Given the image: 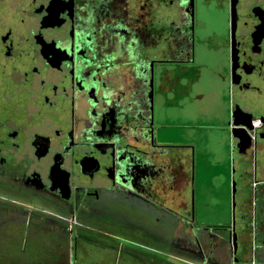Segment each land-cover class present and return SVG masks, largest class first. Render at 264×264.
<instances>
[{
    "label": "flooded vegetation",
    "instance_id": "flooded-vegetation-1",
    "mask_svg": "<svg viewBox=\"0 0 264 264\" xmlns=\"http://www.w3.org/2000/svg\"><path fill=\"white\" fill-rule=\"evenodd\" d=\"M209 11L222 16L224 32L202 39ZM203 69L225 84L221 127L232 152L256 164L264 155V0H0L3 264L44 238L56 253L66 240L122 250L115 241L124 229L203 259L225 256L231 224L198 229L184 209L195 150L179 130L186 125L169 123ZM234 111H263L250 140L232 126L247 120ZM232 135L242 137V154ZM248 191L239 224L252 227L256 246L249 263L231 258L264 264V180ZM186 224L197 228L194 242Z\"/></svg>",
    "mask_w": 264,
    "mask_h": 264
},
{
    "label": "rangeland",
    "instance_id": "rangeland-1",
    "mask_svg": "<svg viewBox=\"0 0 264 264\" xmlns=\"http://www.w3.org/2000/svg\"><path fill=\"white\" fill-rule=\"evenodd\" d=\"M205 19H207L204 24L205 29L200 37L203 39L214 30L216 37H220L224 32L222 16L209 11ZM9 25L15 26V23L11 21ZM211 54L213 56H210ZM210 55L211 61L215 60L216 55L214 56L211 52ZM225 92V84L218 83L210 71L203 69L198 82L190 87L187 96L183 98L180 104L182 110L179 111L177 108L170 111L169 123L186 125L179 130L195 150V176L192 171L190 172L192 177H195V182H188L182 195L184 209H193L195 213L194 227L205 229L209 226L231 224L236 236L237 249L233 258H240L244 254L249 263L252 259V248L256 246L252 239L254 232L252 227L245 228L239 224V216L243 202L253 200L254 191L252 194L248 191L251 181L264 180V155L258 154L256 164L255 160L248 156L241 159L232 152L231 139L225 128L215 127L224 125L227 120V111H224L223 104ZM163 107L164 98L160 97L157 101V111L160 115ZM251 112L254 118L263 114V111ZM232 183L235 184V191H233ZM193 202L197 203V210H194ZM205 203L211 206H204ZM233 220H235L234 224ZM196 229H193V234L197 235ZM250 230L251 235L246 234ZM123 232L121 235L124 240L115 241V245L122 244V250L112 251L109 248H103L100 244L86 242L72 244L71 241L66 240L60 242L58 253L61 257L58 259L64 264H185L186 259L196 258L193 251L180 250L156 237L149 238L144 235L142 229L135 230V234L128 229H124ZM57 246L54 243H48L45 238L38 242L29 240L23 244L26 252L24 259L20 261L12 259L11 262L12 264L15 262L40 264L42 258L43 260L52 258L51 254L48 257L44 255L45 249L57 255Z\"/></svg>",
    "mask_w": 264,
    "mask_h": 264
},
{
    "label": "crops",
    "instance_id": "crops-1",
    "mask_svg": "<svg viewBox=\"0 0 264 264\" xmlns=\"http://www.w3.org/2000/svg\"><path fill=\"white\" fill-rule=\"evenodd\" d=\"M215 127H218L220 129L221 126H215ZM189 143L190 142H188V144ZM190 152H191L190 150L187 151V155L188 156H190ZM191 182H195V177H194V179ZM194 196L196 197V194H194ZM198 202H202V201L198 200ZM199 205H202V204H199ZM192 206H194V210H197V208H196L197 203L196 202H193ZM204 206H211V204L205 203ZM169 207H171V209H173V210L176 209L175 204L173 202H171V203L169 202ZM190 210L188 208L186 209V211H188V212ZM184 228L191 235L190 236L191 237L190 238L191 242H194V237L192 236L194 227H190L189 224H186ZM247 259L248 258L244 254L241 255L240 258H239L241 263H244V262L248 261ZM195 261H198V262H195ZM233 263H234L233 259L228 254H226L225 256H218V255H215L213 253H209L208 256H206L205 259H203L200 256H196V258H189V259L185 260V264H233Z\"/></svg>",
    "mask_w": 264,
    "mask_h": 264
},
{
    "label": "water",
    "instance_id": "water-1",
    "mask_svg": "<svg viewBox=\"0 0 264 264\" xmlns=\"http://www.w3.org/2000/svg\"><path fill=\"white\" fill-rule=\"evenodd\" d=\"M244 116L247 118L246 121H233L232 123V126L233 127H238L237 130L243 132L246 137L250 140L249 136H248V132H252L254 130V127H253V123L252 121L255 119L251 114H246V113H243L242 111H234L233 112V118L235 119L236 116ZM260 121H262L263 119L262 118H259ZM234 139L238 140V144H237V147L239 148V153H243L244 150L246 149V146L243 144V139L241 136H235V135H232ZM234 206V204H233ZM233 230V229H232ZM231 244H232V256L235 254L236 252V236L235 234L232 235L231 237Z\"/></svg>",
    "mask_w": 264,
    "mask_h": 264
},
{
    "label": "trees",
    "instance_id": "trees-1",
    "mask_svg": "<svg viewBox=\"0 0 264 264\" xmlns=\"http://www.w3.org/2000/svg\"><path fill=\"white\" fill-rule=\"evenodd\" d=\"M218 228H222V227H218ZM231 246H227V251H226V254H228L229 256H232L231 253H232V250H231ZM45 255V254H44ZM57 257V256H56ZM54 256V258H49V259H45L43 260V258L41 259V263L40 264H57V263H60L62 260L56 258ZM63 262V261H62ZM0 264H3V261L0 260ZM15 264H18L17 262H15Z\"/></svg>",
    "mask_w": 264,
    "mask_h": 264
},
{
    "label": "built area",
    "instance_id": "built-area-1",
    "mask_svg": "<svg viewBox=\"0 0 264 264\" xmlns=\"http://www.w3.org/2000/svg\"><path fill=\"white\" fill-rule=\"evenodd\" d=\"M257 123H258V122H257ZM257 123H256V124H257Z\"/></svg>",
    "mask_w": 264,
    "mask_h": 264
}]
</instances>
